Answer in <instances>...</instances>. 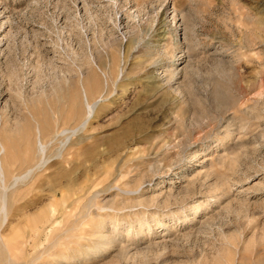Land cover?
I'll return each mask as SVG.
<instances>
[{
	"label": "rangeland",
	"instance_id": "374dc122",
	"mask_svg": "<svg viewBox=\"0 0 264 264\" xmlns=\"http://www.w3.org/2000/svg\"><path fill=\"white\" fill-rule=\"evenodd\" d=\"M0 163V264H264V0H0Z\"/></svg>",
	"mask_w": 264,
	"mask_h": 264
},
{
	"label": "bare ground",
	"instance_id": "6f19581e",
	"mask_svg": "<svg viewBox=\"0 0 264 264\" xmlns=\"http://www.w3.org/2000/svg\"><path fill=\"white\" fill-rule=\"evenodd\" d=\"M88 109H89V112L92 113V107L91 106H88ZM87 122V121H86ZM85 123H83L84 125ZM39 142V141H38ZM39 144V143H38ZM42 144V143H41ZM38 150H43V147L42 145H40L39 149ZM44 151V150H43ZM38 161V160H37ZM48 159H45L44 157H41L40 161H38V164L35 166L36 168H41V170L45 171L46 169H48L50 167V163H47ZM37 163V162H36ZM87 163V162H85ZM1 164V163H0ZM32 164V163H31ZM34 164V163H33ZM87 165V164H86ZM12 170H14V167L11 168ZM33 168H29L27 169L23 174H20V176H18L16 179H14L13 181V185L16 184V182L19 183V181H28L30 177H32L34 180L36 185H33V186H37V188H39V182L42 181V179H50L52 176H50V174H45L43 176H41L40 178L32 176L31 173L33 172L32 171ZM36 172V171H35ZM75 173V172H74ZM96 173V172H95ZM95 173H92L91 175H86V177L84 179H82V182L80 183H70V182H67V183H59L58 185L56 186H49L48 190H47V194H46V199H48V207H47V210L48 212L51 214L53 220H52V223H55L56 220L58 219L57 215L60 214L61 216H64L65 214L69 213L75 205H77V203H80L82 200L84 199H88L90 198L89 196H91V191L94 190L97 186L100 185V180L98 179L97 181V177L96 179L92 176H94ZM107 173L110 177V175L112 176L113 180L116 178V176L112 175L109 173V171L107 170ZM13 174V173H12ZM38 174V173H37ZM107 175V174H106ZM107 175V176H108ZM96 176V175H95ZM72 177V176H71ZM99 178V177H98ZM107 178V177H106ZM80 179V178H79ZM78 179V180H79ZM71 181V180H70ZM80 181V180H79ZM102 181V180H101ZM107 181V180H106ZM109 181V180H108ZM34 182H32L33 184H35ZM32 183H30L32 185ZM102 183V182H101ZM111 183V182H110ZM110 183L108 184H105L104 187H102L101 190H98L99 192L101 191H104V188L105 189H108L110 187ZM30 185V186H31ZM97 192V191H96ZM95 192V193H96ZM94 195V194H93ZM95 196V195H94ZM93 196V197H94ZM20 200V197H16V201H19ZM91 200V199H90ZM89 200V201H90ZM11 201V200H10ZM38 199H36L35 202H37ZM84 202V201H83ZM91 202V201H90ZM7 203H8V195L6 194V191L4 192L3 190V198H2V210H1V218H2V224H5L6 221L9 219V223L11 224V222H13V217L15 215H12V214H8L7 213ZM25 203H27L26 201L24 203H20L18 205V209H21V211H23V208L25 207ZM82 203V202H81ZM76 207V206H75ZM89 208V207H88ZM74 210V208H73ZM20 213V212H19ZM22 213V212H21ZM45 210H39L37 212V216L38 219L35 220V221H32L33 218H31L29 221H31L32 223H35V228L37 229L39 226L41 227L42 223H43V218L45 217ZM85 215V214H84ZM10 216V217H9ZM18 216V215H17ZM23 218H25L27 220L28 216L27 214L26 215H23ZM73 219V218H72ZM8 222V221H7ZM39 222V223H37ZM75 222V220H74ZM37 223V224H36ZM82 223V222H81ZM39 224V225H38ZM73 225V224H72ZM99 226V225H98ZM74 227V225H73ZM78 227V226H77ZM70 226L69 227H66L65 229H62L61 233L60 234H65L68 230H70ZM74 229V228H73ZM41 232L45 231L46 230V226H42L41 228ZM48 231V230H47ZM14 232V231H13ZM82 232V230H81ZM93 232V231H92ZM59 234V235H60ZM83 234V233H82ZM88 234V233H87ZM90 234V233H89ZM57 235V238L58 236ZM78 236V235H77ZM3 235H1V232H0V238L2 239ZM41 238V237H40ZM56 240V239H55ZM71 241L69 242H75V239H70ZM59 241V240H58ZM52 242V241H51ZM4 243V242H3ZM56 243V242H54ZM58 243V242H57ZM6 244V243H4ZM61 244V243H60ZM101 244V247L96 249L94 252H100L103 250V247H102V242H100ZM8 245V244H7ZM62 245H64V243H62ZM61 245V246H62ZM73 245V244H72ZM9 246V245H8ZM7 246V247H8ZM52 248V247H51ZM49 248V249H51ZM69 247H65L64 249H68ZM89 248V247H88ZM7 250L10 249L9 247L6 248ZM46 249V248H45ZM106 249V248H105ZM54 250V249H52ZM51 250V253H53V251ZM57 250V249H56ZM77 250V249H76ZM82 250V249H80ZM93 250V249H92ZM44 251V250H43ZM58 252L57 253H53V255H56L57 257H59L60 255V258L57 259L56 263H62V264H66L68 262H72L73 260V257H69L68 254L66 255V253H61V251L63 250H60L58 248L57 250ZM10 250L7 251V254H6V257L3 258V262H8V259H7V255L9 254ZM50 252V251H49ZM86 252V251H85ZM82 253V252H81ZM42 254V253H41ZM90 254V253H89ZM10 255V254H9ZM8 255V257H10ZM48 255V253H47ZM76 255V254H75ZM78 256V255H77ZM38 258V257H37ZM34 260V259H33ZM33 260L31 262H33ZM41 260V259H40ZM39 260V261H40ZM9 264V263H8ZM32 264V263H31ZM44 264V263H43ZM53 264V263H52ZM55 264V263H54Z\"/></svg>",
	"mask_w": 264,
	"mask_h": 264
}]
</instances>
